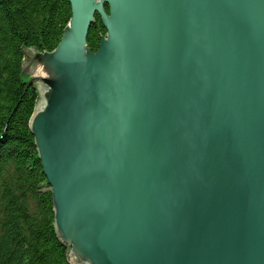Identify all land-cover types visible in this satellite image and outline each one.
Masks as SVG:
<instances>
[{
    "label": "water",
    "instance_id": "95a60500",
    "mask_svg": "<svg viewBox=\"0 0 264 264\" xmlns=\"http://www.w3.org/2000/svg\"><path fill=\"white\" fill-rule=\"evenodd\" d=\"M67 1L23 65L69 263L264 264V0Z\"/></svg>",
    "mask_w": 264,
    "mask_h": 264
},
{
    "label": "trees",
    "instance_id": "16d2710c",
    "mask_svg": "<svg viewBox=\"0 0 264 264\" xmlns=\"http://www.w3.org/2000/svg\"><path fill=\"white\" fill-rule=\"evenodd\" d=\"M70 17L67 0H0V264H70L30 131L38 92L23 65L26 51L58 46ZM94 19L87 44L96 52L106 32Z\"/></svg>",
    "mask_w": 264,
    "mask_h": 264
}]
</instances>
